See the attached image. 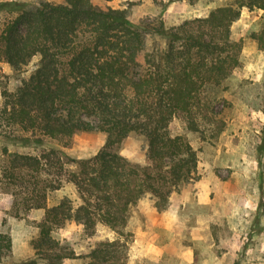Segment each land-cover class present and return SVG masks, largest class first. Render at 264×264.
<instances>
[{"label": "trees", "instance_id": "trees-1", "mask_svg": "<svg viewBox=\"0 0 264 264\" xmlns=\"http://www.w3.org/2000/svg\"><path fill=\"white\" fill-rule=\"evenodd\" d=\"M244 8L263 11L252 35L263 50L264 0H232L175 25L160 16L138 25L126 7L103 8L93 0L0 1V62L20 71L39 56L13 92L3 87L0 108L4 141L38 148L9 152L4 146L0 160V178L13 187L12 206L42 211L29 242L32 263L81 257L84 264H128L131 208L148 196L162 211L196 176L198 151L170 133V121L180 115L210 147L225 129L222 107L229 104L221 92L228 89L242 48L230 29ZM80 131L104 134L92 156L77 158L44 146L67 145ZM131 133L146 141L144 163L120 152ZM257 149L260 157L264 123ZM64 182L74 186L76 199L63 196L48 205V193ZM68 220L90 235L102 224L114 236L97 239L87 253L76 255L52 234ZM10 247V236L0 233V254Z\"/></svg>", "mask_w": 264, "mask_h": 264}, {"label": "rangeland", "instance_id": "rangeland-1", "mask_svg": "<svg viewBox=\"0 0 264 264\" xmlns=\"http://www.w3.org/2000/svg\"><path fill=\"white\" fill-rule=\"evenodd\" d=\"M231 1L93 0V3L103 8L126 7L130 20L138 25L148 24L156 16L166 25H175L184 19L205 16L211 8ZM262 12L244 8L231 25L230 38L241 41L242 48L239 64L228 79V89L221 92L229 105L222 107L226 126L215 146L204 145L196 133L187 129L180 115L169 123L172 135L183 136L198 151L194 180L203 177L209 184V191L185 201L175 210L179 219L173 230L161 226V219L154 213L165 214L168 207L157 211L148 196L140 199L130 210L127 226L132 233L136 226L145 227L153 237L157 233L154 242L161 248L156 255L150 252V256H142L138 255L142 244L136 249L130 246L128 264H264V151L259 157L257 149L264 123V49H259L257 40L252 37L259 30ZM146 45H151L149 34ZM38 60V55L33 56L20 71L0 62V108L3 87L13 92L21 79L34 70ZM15 133L19 132L15 130ZM103 143L102 132L80 131L72 135L67 145L47 141L44 146L60 149L69 156L86 158L95 154ZM4 146L9 152H38L34 145L25 147L7 142L0 135V160ZM120 152L132 162L144 163L146 141L143 136L131 133L124 139ZM63 196L76 199L71 183L64 182L60 189L50 191L48 205ZM12 201V185L0 178V233L11 238L10 250L0 254V264H48L44 260L31 261L33 250L29 242L37 234L35 222L42 217V211L22 212L12 206ZM52 234L76 255L87 253L95 240L114 236V232L102 224L95 226L93 234H87L81 224L71 220L54 229ZM58 264H84V260L66 258Z\"/></svg>", "mask_w": 264, "mask_h": 264}, {"label": "crops", "instance_id": "crops-1", "mask_svg": "<svg viewBox=\"0 0 264 264\" xmlns=\"http://www.w3.org/2000/svg\"><path fill=\"white\" fill-rule=\"evenodd\" d=\"M208 186L209 184L205 182L203 177H201L197 180H191L188 182L186 186L180 190V192L173 193L171 195L168 209L165 211L166 213L161 215L156 211L154 212L155 217L161 219L159 224L161 226L166 225V227H170L172 230L175 229L176 223L179 219L176 213L177 208H179L181 204H184L185 201H188L195 196L200 197L201 195H204L206 191H209ZM151 234V231L145 227L136 226L133 229V241L130 246L131 248L136 249L138 245L142 244L141 248H139L138 255L150 256V252L155 255L158 253L161 245L154 242L156 241L157 233H154V237L151 236Z\"/></svg>", "mask_w": 264, "mask_h": 264}]
</instances>
